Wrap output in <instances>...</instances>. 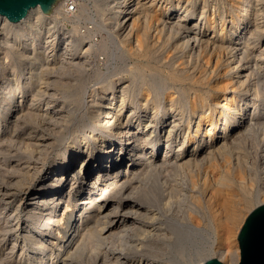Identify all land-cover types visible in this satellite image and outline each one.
I'll return each instance as SVG.
<instances>
[{
    "label": "bare ground",
    "instance_id": "1",
    "mask_svg": "<svg viewBox=\"0 0 264 264\" xmlns=\"http://www.w3.org/2000/svg\"><path fill=\"white\" fill-rule=\"evenodd\" d=\"M143 1L111 0L97 9L98 15L102 17L101 21L95 22L92 15L88 16L98 29L105 25L119 24L122 25L125 36L134 35L132 42L120 45L127 52L122 55L135 57L143 62V66L140 64V67H132L127 71L128 76L124 82L122 78L97 74L96 82L101 81L100 86L87 96L89 101L86 104L79 94L82 83L77 85L72 98L67 93L64 94L69 88L68 83L63 84L62 81L64 72L53 80L47 77L52 65L48 53L58 39L54 29L60 11L65 8L63 13L66 16L74 15L71 10L77 8L76 2L69 4L59 0L50 14L35 6L18 23H11L0 16L3 31L0 39V62L3 69V77L0 79V146L3 131L9 133V137H6L9 147H2V155L16 147L11 149L14 154L4 156L12 165L8 166V173L14 175L12 187L4 192V198L10 200L18 197V191L14 193L16 189L28 186L36 174H43L31 187V192L26 195L30 197L24 202L32 212L24 218L31 227L30 231L20 235L15 230L22 221L16 209L4 214V219L13 221L16 226L12 229L13 235L16 234L14 242L21 239V243H24L20 251L21 264H78L82 258H85L87 264L89 261V264H113L112 258L118 262L117 252L128 244L126 240L127 243L122 245L125 233L137 234L141 229L149 227V222L157 217L161 218L162 214L151 210L154 203H161L165 210L173 208L175 203L181 213L179 220H166L176 245L189 244L197 248L202 239H208L211 249L217 240L225 245L218 247L222 256L228 253L232 264L239 261V247L232 239L237 237L246 218L243 217V211L255 196L262 197L259 202L264 203V0L222 1L225 10L220 13L217 21L206 17L204 8L207 2L201 0L202 10H199L201 13L195 22L190 24L192 27H187L185 23L190 19L189 6L182 7L180 0H174V4L171 1V7H167L168 0ZM80 13V17L86 15L84 9ZM80 17H76V23ZM153 21L164 24L163 26L171 25L177 30L174 33L182 30L185 35L180 37L181 42L177 46L179 50L192 46L198 48L206 43L213 48L212 53L225 51L224 62L227 68L219 77L205 75L211 59L205 58L199 66L202 69L200 75H191L180 68L168 76L158 75L160 78H156L157 75H154L151 77L152 82L146 83L145 74L155 65L153 60L156 47L150 41V34L154 32L149 33ZM91 28L94 27L91 25ZM203 29L211 31L210 38H205L206 32L200 35ZM75 30L74 26L68 38L69 43L64 49L66 52H71L70 42H77L74 38L72 40ZM25 47L29 49L26 50ZM90 51L91 47L88 46L81 52L84 60L69 66L77 70L79 66L88 63ZM252 54L257 57L253 64L258 69V83L251 80L253 68L248 57ZM114 56L111 53L108 57L113 59ZM186 62L182 60L181 65L184 66ZM167 79L173 86L175 83L187 84L186 91L182 88L178 95L174 92L149 91L150 87L162 85ZM48 87L61 89L62 104L68 102L84 106L80 122L87 120L88 123L84 126L82 137L69 143L64 151L55 154L47 165L49 153L56 142L53 137L55 130L61 128L74 113L71 109L65 110L67 107L53 106L56 97L51 95V99H46L51 93L44 92ZM25 99L29 100V104L26 102L29 105L26 109ZM11 111H14L13 116L7 119ZM40 116H49L51 120L47 123L37 122V117ZM28 119L33 120L31 122ZM256 134L260 135L257 138L256 160L248 166V153L243 149L244 143L256 139ZM231 151L237 152L238 156L234 166L228 163ZM220 162L224 167L218 165ZM205 166L219 170L220 174L213 185L207 187L204 182L200 184L193 173L195 169ZM172 171L189 172L185 174L186 181L180 184L169 176L162 177L166 172H171L172 175ZM249 176L252 177L248 180ZM255 177L263 186L261 193L254 194V190L250 188V180ZM78 181L81 184L75 186ZM64 193L68 202L74 197L80 198L76 201L77 204L73 201L74 207H79L78 213L71 218L75 210L70 209L71 216L66 222L63 235L57 228L55 234L45 233L41 237L42 232H35L34 226L42 218L46 226L49 224L51 227H58L60 220L57 216L52 217L51 209L58 207ZM8 204L9 201L0 203L4 205L0 207V216ZM47 205L51 209L46 210V213L34 215L38 214L39 208ZM32 235L36 242L30 239ZM55 247H58V251L52 255ZM218 260L222 261L220 258ZM204 261L199 260L196 264Z\"/></svg>",
    "mask_w": 264,
    "mask_h": 264
},
{
    "label": "rangeland",
    "instance_id": "2",
    "mask_svg": "<svg viewBox=\"0 0 264 264\" xmlns=\"http://www.w3.org/2000/svg\"><path fill=\"white\" fill-rule=\"evenodd\" d=\"M110 1L111 0H84L83 5H87V8L89 9L88 10L89 14H87V15H85L83 17H80V15H79L78 17H80V18L77 21V23H76V18H74V19L73 18H70V19L68 18L67 19V18H64L63 16L59 17L58 21H57V25H56V27L54 29V31L57 34V38L58 39H56L55 43L53 44V46L50 49V52L48 53V56H49L50 60H52L50 63H52V65H54V66L53 67H52V65H51V67L49 66L50 70H49V73L47 74V77L49 79L53 80L57 76H62L61 74L64 72V74H63L64 76H62L63 84L64 83L65 84L68 83L67 86H69V88L64 91V94L67 93V95L71 96L72 98H73L72 94L75 92L74 91L75 88L77 87V85L82 83L83 87L80 90L79 94L82 95L83 100L86 101L85 104L89 101V98L87 96L90 95L91 91L93 89H96V88H98L100 86V82L101 81L97 80V82H96V75L97 74H98V76L99 75H111V78H116V77L122 78L123 82H124L125 81L124 79L128 76L127 75V71H129L132 67L143 66V62L140 61V60H137L135 57H130L128 55H124V56L122 55L126 51H123V49L120 47V45L132 42L134 35H132V36L130 35L129 37L125 36V33L123 32V27H122V25H119V24H112L110 26L109 25H105V27H102L103 29L102 28L98 29L97 26L95 27L93 25L92 20H90L89 17L91 15L92 16L94 15L93 16V20L95 22L101 21L102 17L99 16L100 14L98 15V10L97 9H101L102 7H104V5H106L107 3H110ZM145 1L146 0H144L143 2H145ZM171 1H173V4L175 3L174 0H168L167 7H171V5H173V4H171L172 3ZM180 1H181V4H182V7H184L185 5L189 6L190 10H189L188 13L190 15V19L187 20V22H185V23L187 24V27H192V25H190V24L195 22V19L201 13L200 12L202 10L201 0H191L192 2H190V0H180ZM222 1L223 2H225V1L229 2L230 0H206L207 5L204 8V10H205V15H206V17L208 19L215 20V21L218 20L220 13H222L225 10V8H224V6L222 4ZM262 7H264V2L262 3ZM210 14H211V16H210ZM175 15L176 14H174L173 16L177 17ZM70 21H71L72 25L70 24ZM91 25L94 28H91ZM163 25L160 24V23L157 24L156 21L154 23V21H153L152 28L149 30L150 31L149 33L154 32V33L150 34V35H152L151 36L152 38H151L150 41H153L155 43L154 46L156 47V52H155V56H154V60H153V65L155 64L154 65L155 67L153 66V69L147 71V74H145L146 83H148L149 81L152 82L151 77H153L154 75L155 76L157 75L156 78H160L159 76H161V77L168 76L169 74H171L172 72H176V70H178L180 68H184L191 75H196V76L200 75L202 69H200L199 66H200L201 63H203L205 58L206 59H208V58L210 59L211 58L210 59V63H209V70H207L205 75L209 74V76H211L212 78L219 77L221 75L222 71H224L227 68L226 64L224 62V59L226 57L225 51L223 52V51L220 50V51H217L215 53L214 52L212 53L213 48L210 45H209L210 47L207 46L206 43H203L201 47L198 46V48H197V46L196 47L192 46V48L190 47L189 49L179 50L177 46L181 42L180 41L181 40L180 37L182 35H185V34H182V30L178 31L177 33H174L177 30L173 29L171 27V25L170 26H168L167 24L165 26H163ZM74 26L76 27V30L74 31V35L72 37V40L74 38V39L77 40V42L76 43L70 42L69 45L71 46L70 47V51L71 52H66L64 49L67 47V44L69 43L68 38H69V35H71L70 32H71V30L73 29ZM58 28H59V30H58ZM95 28H96V31H94ZM242 30H244V29H241V31ZM167 31H168V34H167ZM40 32H42V31H40ZM2 33H3L2 25H0V39L3 37ZM134 33L135 32L133 30V34ZM204 33H205V36H206L205 38L206 39L210 38L211 31H209L208 29H206V31H205V29H203L202 33H200V35L201 34L203 35ZM84 34H85V36H84ZM92 34H93V36H92ZM167 36H170V37L166 40ZM89 37H91V39H89ZM117 41H119L118 42L119 44L117 43ZM25 43H23V44H25ZM90 43H91V45H90ZM92 44H93V46H92ZM100 44L102 45L101 47L98 46ZM87 45L91 47V51H90V55H89V59H88L89 62L83 64L84 66L83 65L79 66V68L77 70H74L69 65L77 63V62L81 63V61L84 60L83 57H82V53L81 52H84V50L88 47ZM175 45H176L177 48L175 47ZM130 46L132 47V45H130ZM25 49L28 50L29 48L25 47ZM102 51H104V53ZM111 53L115 54L113 59H109V57H108L109 54H111ZM254 55H255V53H254ZM254 55L253 54L250 55L248 57V61H250V65L253 68V73H252V76H251V80H252V82H257L258 83V79H259L258 78V69L253 64L255 62V60L257 59V57L256 56L253 57ZM119 56H121V59L119 58ZM80 57H82V58H80ZM76 59H79V60H76ZM253 59H254V61H252ZM4 60H5V58H4ZM182 60H186L187 61L184 66L181 65V61ZM64 61H65V63H64ZM91 61H92V63H91ZM106 61L108 63H106ZM118 61H119V63H118ZM251 62H252V64H251ZM129 64H131V65H129ZM110 67H111V69H110ZM7 70L10 73L9 68H7ZM116 70L118 71V73H117ZM60 71H62V72H60ZM90 72H91V74H90ZM95 72H96V74H95ZM212 73H213V75H212ZM92 76H93V78H92ZM2 77H3V69L1 67V62H0V79ZM94 81H95V83H94ZM91 82H92V84H91ZM156 82H158V81H156ZM0 85H1V80H0ZM170 86H171V88H170ZM186 87H187V84L181 85V84H178V83H175L174 86H173L172 82L169 81V79H167L166 82L164 84H162V85H157V87H155V88L154 87L153 88L150 87L149 91L152 92V93H155L157 91H159L161 93L162 92L163 93L164 92H166V93L167 92H170V93L174 92V93H176V95H178V94H180L179 93L180 90H182V88H183V90H185ZM84 88H85V92H84ZM261 88H263V86ZM43 89H42V91H43ZM59 89L60 88H53V87H50V88L48 87L47 90L44 89V92L46 91L47 93L51 91V93H49L48 95L46 93V95L49 96V98L47 97L46 99H51V95H52V97H56V101L53 102V106H57L56 108H59L60 106L61 107L63 106L64 108L67 107L65 110L68 111L69 109H71L72 113L74 112L76 115H74V113H73L72 114L73 116H71L72 118H68V121H66L63 124V126H61V128L55 130L56 133H54L53 137H54L56 142L54 143V146H53V148L51 149V151L49 153V158L47 159L48 161H46L47 165L52 160V158L55 157L54 156L55 154L60 153L61 151H64L65 147H67L69 145V143H73V142L77 141V139L79 137H82L83 132L85 131V127L84 126H86L87 123H88L87 120L84 121V122H82V121L80 122V120L83 119L82 116H83L84 111H85L84 110L85 108H83L84 106H82L80 104L77 106L75 103L69 104L68 102H65L64 104H62L63 100L62 101L60 100V97H61L60 94L62 92H61V89L60 90ZM53 100H54V98H53ZM140 100H142V99L140 98ZM26 102L29 104V100L25 99V104H24V108L25 109H26V106H27ZM28 106H27V108H28ZM40 106H43V105H40ZM13 112L14 111H11V113L7 115V119H10V117L13 116L12 115ZM147 113H149V111ZM69 116H70V114H69ZM78 116L80 118H78ZM11 120H13V119H11ZM28 120L32 122L33 119H28ZM50 120L51 119H50L49 116H47V117L40 116V117H37L36 121L37 122L40 121L42 123L43 122L47 123V122H50ZM73 122H74V124H73ZM70 128H72V131H70ZM67 130H69L70 132L67 131ZM3 132H4V134H3L4 136H2L3 137V140H2L3 142L1 143V146H0L1 147L0 148V153H1V155H0V166H1L0 167V172L3 171L5 176L1 175L2 172L0 173V176H1V178H0L1 179V182H0V203H3V201H9V204L6 205L7 209H4L3 214H1V216H0V231H1L0 232V242L2 241L0 243V264H3V263L4 264H21L20 261H19L21 259L20 251L23 249L22 247H23L24 243H21V239H19V240L14 242V236L16 234L13 235V230H14V227H16V226L14 225V223H12L13 221L12 222L6 221L4 219V214L5 213H9L11 210L16 209L18 214H19V217L22 219V221H20L19 225H17V229L15 228V230L18 231V233L20 235H23L25 233L27 234L28 231H30L31 227L28 226V224H27V222L25 221L24 218L27 217L28 215H30L32 212H31V209L29 207H26L24 205V202H26V200L29 199V197H30L29 195L28 196H26V195L31 190V187L42 177L43 174H36L33 177V180L31 181V183L28 186L22 187L24 190L22 188H19L21 191L19 189H16L14 191V193L18 191V197H14L13 199H10V200L9 199L6 200V198H4V196H3L4 192H6L7 190L9 191L11 189L12 183L14 181V175L8 173L9 170H10V168L8 166H12V165L9 164L8 159H5L4 156L8 155V157H9L10 155L14 154L11 151V149H14L16 147L10 148L9 149V151H10L9 153L5 152V155H2L1 150H3V152H4L3 148L7 147V145H8L6 137H9V135H8L9 133H7L6 130H4ZM44 133L49 135V132H47V131H45ZM78 133H79V135H78ZM258 134L255 135L256 139L251 140V141L247 140L244 143L245 147L243 149H245L246 151L245 150L244 151L248 153L247 154V158L248 159L246 160V162H247L246 164L248 166H250L251 163H254L255 160H256V155H257V151H258V142H257L258 139L257 138L260 136ZM5 140H6V143H5ZM248 141H250L249 142L250 144L248 143ZM253 141H255V144H254ZM246 146H247V148H246ZM8 147H9V145H8ZM233 152L234 151H231L229 156H228V163L231 166H234V162L237 164V157H238L236 155L237 152H234V153ZM234 155H235V157H234ZM253 156L255 157L254 159H253ZM3 158H4V161H3ZM251 158H252V160H251ZM3 163H4V165H2ZM218 165H220L221 168H222L223 164L220 162V164H218ZM223 167H224V165H223ZM188 173L189 172H187V171H174L173 172L174 175L173 174L171 175V172L170 173L166 172V173L162 174V177L163 176H169L170 179L173 180L174 182L177 181L176 183L182 184L183 181H186L185 174H188ZM193 173L195 174V179H197L200 184H203V182H204L206 187L207 186H211V184L213 185V183L215 182L214 180L220 175L219 174V170H213L211 168H208L207 166H205V167H203L201 169H195L193 171ZM216 174H217V176H216ZM251 175L253 176V174H251ZM214 176H215V178H214ZM252 176L247 177L248 180ZM162 177H160V179ZM250 181H251V183H249L250 184V188H252V190H254V194L257 193V192L261 193V191L263 190L262 189L263 186H262V184H260L258 182L257 177L252 178V180H250ZM80 184H81V182L78 181V182H76L75 186H78ZM2 186H3V188H2ZM61 196H62L61 197L62 198V200H61L62 202H60V204L58 205L57 208L52 207V209H51L50 208L51 206L47 205V206H44V208H39V211L37 212L38 214H34V215L40 216L41 214L46 213L47 212L46 210L51 209V210H53L52 217L53 216L54 217L57 216V219L60 220L59 223H58V227H56V226L51 227L49 224L46 226V224L44 222V219L40 218L38 223L34 226L33 229L34 230L36 229L35 232H37V231L42 232L41 237L44 236L45 233H49V234H53L54 233L55 234L57 232V228H59V231H60L61 235H63L64 227L66 225V222H67L69 216H71V212H69V211H71L70 209H74L75 210L73 212L71 218H73V216H75L78 213L79 207H74L73 201H75L74 203L77 204L76 201L79 200L80 198L74 197L75 199H73L72 201L68 202V200H66L67 199L66 198L67 195L65 193L62 194ZM261 200H262V197L255 196L253 198L252 202L250 203L249 207H247L243 211V217L247 216V214L251 210H253L256 206L264 204L263 202H259ZM19 201H20V203H19ZM160 205H161V203L160 204H158V203L155 204L154 203L153 206H152L153 209L151 208V210L154 213L158 212V213L162 214L161 218L157 217V219L154 220L153 222H149L148 223L149 227L145 228V230L141 229L140 231L137 232V234H127V233H125L126 236H124V234H123V236L125 237V239H123V240H125V241H123L124 243L122 245L126 244L127 241H128V244L124 245L125 247H122L120 249L118 248L119 251L117 253H118V258H119L120 261H118V262L116 261L115 262V260L113 258L111 259V258H109L110 256L108 257V259L112 260L111 262H113V264L114 263L115 264H132V263L133 264H138L137 262H139V264H147V262L149 264H196L199 260L200 261L202 259L207 260L209 258H216V259L220 258V259H222V261H221L222 264H232L230 257L228 259L229 254L226 253L225 256L224 255L222 256L221 255V251L218 250L219 249L218 247L225 246V245L221 244L222 242L220 243V241L216 240L215 245L211 249H210L211 242L208 239H202V241L199 243V245H197L198 246L197 248H194L193 246H191L189 244H185L184 246H180L178 244L176 245V242H174L175 239L173 238V236H171L170 230H168L167 221H169V220H179V218L181 216V213L179 212V210H178V208H177L175 203H173V208H171L170 210H165L164 208H162V205L161 206ZM1 206H4V205H0V207ZM183 206H184V204H183ZM157 207H158V209H156ZM25 208H27V209H25ZM24 209H25V211H24ZM21 212H22V214H21ZM4 221L6 223H3ZM161 222H163V223H161ZM150 224H152V225H150ZM48 226H49V228H48ZM133 226H137V225H133ZM133 226L131 225V227H133ZM6 232H8V233L6 234ZM158 232H160V233H158ZM139 234H140V237H138ZM1 236H2L3 239L1 238ZM33 238H34V236L32 235V238H30V239H32V241H34L35 238L34 239ZM45 240H47V239H45ZM232 240L234 242H236V246H238L237 237L233 238ZM42 241H44V239H42ZM35 242H36V240H35ZM143 243H147V244H143ZM20 244H22V245H20ZM137 246H138V248H137ZM37 247H38V245H37ZM159 248H160V250H159ZM164 249L166 251L163 252ZM57 251H58V247L57 248L55 247V249L52 250L51 254L53 255V254L57 253ZM153 253H155V254L153 255ZM157 255L159 256V258H158ZM3 257H4V260H2ZM82 259H81V262L78 261V264H87L86 263L87 261L85 260V258H82ZM89 262H88V264H89Z\"/></svg>",
    "mask_w": 264,
    "mask_h": 264
},
{
    "label": "water",
    "instance_id": "3",
    "mask_svg": "<svg viewBox=\"0 0 264 264\" xmlns=\"http://www.w3.org/2000/svg\"><path fill=\"white\" fill-rule=\"evenodd\" d=\"M59 0H0V16L11 23L23 20L27 12L39 6L50 14ZM239 261L237 264H264V204L256 206L246 216L237 235ZM202 264H222L209 258Z\"/></svg>",
    "mask_w": 264,
    "mask_h": 264
},
{
    "label": "built area",
    "instance_id": "4",
    "mask_svg": "<svg viewBox=\"0 0 264 264\" xmlns=\"http://www.w3.org/2000/svg\"><path fill=\"white\" fill-rule=\"evenodd\" d=\"M64 2L65 1H67L69 4H71V2H76V4H77V8H75V10L73 9V10H71V11H73V13L72 14H74V15H71V16H66L63 12H65L64 11V9L65 8H62V10L60 11V17L61 16H63V17H67V18H76L77 16H79V15H81V13H80V10L81 9H84L85 10V14L87 15V14H89L88 13V8H87V5H83V2H84V0H63ZM94 16V15H93Z\"/></svg>",
    "mask_w": 264,
    "mask_h": 264
}]
</instances>
